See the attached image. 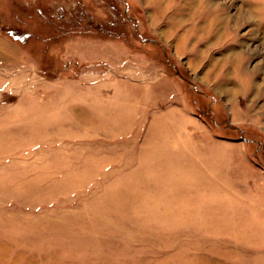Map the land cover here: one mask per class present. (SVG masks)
<instances>
[{
  "label": "rangeland",
  "instance_id": "obj_1",
  "mask_svg": "<svg viewBox=\"0 0 264 264\" xmlns=\"http://www.w3.org/2000/svg\"><path fill=\"white\" fill-rule=\"evenodd\" d=\"M0 264H264V0H0Z\"/></svg>",
  "mask_w": 264,
  "mask_h": 264
},
{
  "label": "bare ground",
  "instance_id": "obj_2",
  "mask_svg": "<svg viewBox=\"0 0 264 264\" xmlns=\"http://www.w3.org/2000/svg\"><path fill=\"white\" fill-rule=\"evenodd\" d=\"M251 7L252 6H250L249 8H247V10H246V15L249 17V15L251 16V14H252V11H251ZM248 11V12H247ZM253 15V14H252ZM223 16L224 15H222V14H218L217 12L215 13V15L213 16V17H211V18H209V20H205V21H208V23L207 24H209V22H212V21H214V20H216V19H220V20H222L223 21ZM226 17H228V15L226 16ZM226 20V19H225ZM207 24L205 23L204 25H200V29H204V27L203 26H207ZM211 24H213V23H211ZM257 29V28H256ZM197 30H198V28H197ZM225 90V89H224Z\"/></svg>",
  "mask_w": 264,
  "mask_h": 264
}]
</instances>
